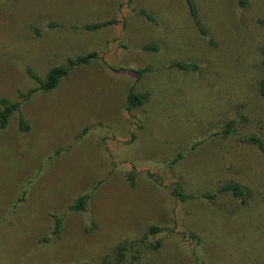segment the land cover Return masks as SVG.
I'll use <instances>...</instances> for the list:
<instances>
[{
	"label": "rangeland",
	"instance_id": "1",
	"mask_svg": "<svg viewBox=\"0 0 264 264\" xmlns=\"http://www.w3.org/2000/svg\"><path fill=\"white\" fill-rule=\"evenodd\" d=\"M193 2L205 36L185 0H0V98L20 103L0 129V264H107L119 244L126 264H264V157L241 139L264 138V0ZM94 52L28 95L25 69L44 78ZM131 87L147 100L127 111ZM229 180L251 192L246 205L172 193ZM83 195L85 211L70 210Z\"/></svg>",
	"mask_w": 264,
	"mask_h": 264
},
{
	"label": "trees",
	"instance_id": "2",
	"mask_svg": "<svg viewBox=\"0 0 264 264\" xmlns=\"http://www.w3.org/2000/svg\"><path fill=\"white\" fill-rule=\"evenodd\" d=\"M237 7L240 9H245L248 5V0H235ZM189 15L197 27L198 31L205 36L206 31H204L201 28L200 22L197 17V11L195 8V4L193 0H185ZM141 15L146 18L149 21H154V18L152 15L148 14L147 12H141ZM113 20H108L105 22H101L98 24L93 25H87L86 30H96L108 25L113 24ZM50 27L55 26V24H50ZM144 49L150 50L153 52H157L159 50V47L156 45H147ZM96 58V53H88L83 56H79L76 59H66L65 65L57 66L48 71L46 76L44 78L38 77L30 68L25 69L26 74L36 83L37 87L35 89H32L28 95L35 93L36 91H43V92H50L54 90L60 80L63 77H66V75L76 66L78 65H88L92 62L93 59ZM171 69H178L180 71H194L197 70L196 65L191 64H172L170 66ZM261 68H264V47L261 51ZM137 74L140 75L142 72H137ZM138 77V78H139ZM256 93L258 97L262 100H264V70L261 72L260 78L256 81ZM147 100V94L145 93H136L131 87L125 97V103H126V110L130 111L132 109L138 108L142 106ZM20 109V103L19 102H12L9 99L5 97L0 98V129H6L8 127L9 121L11 116L19 111ZM236 124L235 119L229 120L223 127V130L221 134L223 135V138L230 139L231 137L236 136V131L234 130V126ZM19 127L22 131L27 130V126L25 125V120L23 116L19 117ZM241 137V136H240ZM242 142L247 143L251 146L256 147L261 154L264 157V138L261 136L255 135V134H246L242 138ZM181 155L174 159L172 163H177L181 159ZM173 195L181 202L186 201L188 199H208V200H214L220 195H226L229 196L233 200H240L243 205H246L247 200L249 197L252 196L251 192L244 188L242 185H240L237 182H234L232 180L226 181L222 183L215 192L213 193H206L202 195H185L181 192L179 185L175 186L173 191ZM90 196L89 195H83L79 197L73 205L70 206V210L81 212L85 211L86 205L89 202ZM61 218L55 219V227H54V233L59 234L61 229ZM158 232V229L156 227H151L149 229L150 234H155ZM131 246V245H130ZM126 245L119 244L114 251V258L107 262V264H126L125 259L127 255Z\"/></svg>",
	"mask_w": 264,
	"mask_h": 264
}]
</instances>
